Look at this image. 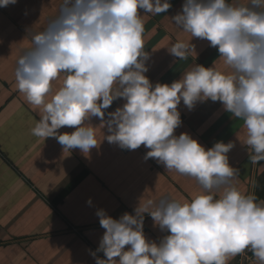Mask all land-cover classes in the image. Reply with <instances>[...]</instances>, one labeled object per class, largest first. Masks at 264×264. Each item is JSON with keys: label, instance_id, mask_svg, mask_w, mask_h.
Returning a JSON list of instances; mask_svg holds the SVG:
<instances>
[{"label": "clouds", "instance_id": "1", "mask_svg": "<svg viewBox=\"0 0 264 264\" xmlns=\"http://www.w3.org/2000/svg\"><path fill=\"white\" fill-rule=\"evenodd\" d=\"M16 3L0 0V7ZM171 7L169 0H60L55 17L32 33L16 61V89L39 115L31 134L84 154L104 139L128 150L143 145L146 160L201 187L189 200L140 199L134 214L119 218L98 209L105 231L92 252L96 264H229L246 250L264 264V202L236 187L239 170L227 155L234 142L205 148L187 132L175 134L181 101L189 110L219 101L243 120L250 160L264 161V0H184L171 21L191 40H178L168 52L186 60L196 53L192 38L206 40L228 71L195 64L180 79L153 85L145 75L144 16ZM117 99L122 106L106 113ZM66 127L74 131H58ZM97 128L107 129L99 143ZM145 214L166 233L159 242L146 238Z\"/></svg>", "mask_w": 264, "mask_h": 264}, {"label": "crops", "instance_id": "2", "mask_svg": "<svg viewBox=\"0 0 264 264\" xmlns=\"http://www.w3.org/2000/svg\"><path fill=\"white\" fill-rule=\"evenodd\" d=\"M169 2L172 7L166 13L145 15L139 10L145 15V50L150 53L145 75L153 85L170 84L195 64H214L217 70L228 71L217 49L206 40L192 38L196 53L190 52L186 60L168 52L178 40H191L189 33L171 21L184 0ZM59 5L60 0H17L15 5L0 7V264H96L92 252L105 231L96 215L98 209L119 218L125 212L134 214L140 199L183 201L202 191L194 178L167 171L152 158L146 160L148 149L143 145L128 150L102 140L106 128H97V141L102 142L88 154L64 150L54 138L43 140L31 134L39 115L16 89V61L30 46L32 33L55 17ZM58 83L54 82V89ZM123 103V99L114 100L106 113ZM178 110L182 124L176 135L187 132L205 148L217 141L234 142L227 154L229 164L239 170L234 183L240 191L257 197L264 161L250 160L249 148L241 142L245 138L241 119L224 111L219 101L197 102L192 110L181 101ZM90 123L98 126L100 120L93 117ZM143 231L156 242L166 234L153 226L147 214ZM229 264L258 262L246 250Z\"/></svg>", "mask_w": 264, "mask_h": 264}, {"label": "trees", "instance_id": "3", "mask_svg": "<svg viewBox=\"0 0 264 264\" xmlns=\"http://www.w3.org/2000/svg\"><path fill=\"white\" fill-rule=\"evenodd\" d=\"M257 197L260 199H264V173H263V177L261 178L260 183H259V189H258Z\"/></svg>", "mask_w": 264, "mask_h": 264}, {"label": "rangeland", "instance_id": "4", "mask_svg": "<svg viewBox=\"0 0 264 264\" xmlns=\"http://www.w3.org/2000/svg\"><path fill=\"white\" fill-rule=\"evenodd\" d=\"M240 125H241V127H242V130H245V129H244V126H243V120H241V124H240ZM260 180H261V179H260Z\"/></svg>", "mask_w": 264, "mask_h": 264}]
</instances>
